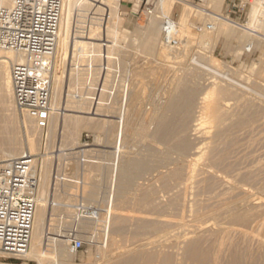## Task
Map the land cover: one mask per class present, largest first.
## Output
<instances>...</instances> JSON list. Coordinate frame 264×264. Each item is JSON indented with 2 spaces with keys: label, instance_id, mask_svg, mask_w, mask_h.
Returning <instances> with one entry per match:
<instances>
[{
  "label": "rangeland",
  "instance_id": "obj_1",
  "mask_svg": "<svg viewBox=\"0 0 264 264\" xmlns=\"http://www.w3.org/2000/svg\"><path fill=\"white\" fill-rule=\"evenodd\" d=\"M227 1L206 0L195 8L165 0L161 12L179 23L175 46L170 47L163 42V20L159 13L149 16L142 12V8L139 14L133 13L139 10V0H71L69 37L60 45L62 50L67 47L69 53L65 58H55L52 76V105L61 102L60 121L52 113L48 128H38L26 113L16 107L14 98L9 112L5 110L1 102L5 97L0 90V148L15 143L20 148L17 156L23 152L33 155L38 178L37 198L43 191L50 203L43 219L45 222H42L45 232L41 227L42 236L47 235L44 250L40 253L41 260L0 250V264H169V261L180 264L181 259L189 260L187 252L195 244L211 256L215 248L225 247L223 252H226L234 243L239 247L243 245L241 248L246 249L243 252L247 257L251 255L252 258L246 257V260H264V245L257 240L258 236L264 240L261 234L264 232V97L252 91L260 92L261 89L264 93V38L241 27L222 25L204 10L211 7V10L225 16ZM104 4H108L111 10L108 31L112 59L105 81L99 87V44L87 39L74 42L72 33L84 25L86 20L83 16H87L88 11L95 8L97 13H103L100 5ZM155 20V30L149 31ZM233 21L247 22V28L264 34V2L247 10L243 18H234ZM198 23H212L216 28L197 32L195 25ZM249 44H253L251 51L246 50ZM214 86L215 93L211 99H206V92ZM187 87L196 91L191 97L193 100L186 96L180 98V112L176 116L169 114L173 121L171 128L164 137H158L154 133L156 126L151 123L152 114L165 102L188 90ZM220 91L223 92L221 97ZM223 97L222 101L228 99L232 103L223 108L225 118L220 123L215 118L213 103ZM214 98L216 101L211 102ZM201 106L203 110L199 109ZM259 107L262 113H256ZM201 112L207 118H203L205 123L198 129L193 125L199 122ZM195 114L198 118L194 117ZM226 124L231 128L222 133L223 136L225 134L222 137L217 131ZM192 129L198 130L193 132L195 130ZM199 146L205 154L195 162L191 157H195L193 155ZM175 150L179 156L174 155ZM158 152L172 154L173 158L169 157L168 162L160 165L152 163L133 181L125 197L118 199L114 192L120 164L138 155L149 154L151 157L148 158L152 159V154ZM209 157L211 169L205 171L204 164L208 163ZM191 174L196 177L190 183L188 178ZM246 186L252 189L248 190ZM81 199L86 205L96 208L99 214L94 217L81 215L75 207ZM186 203L192 213L188 212ZM230 210L232 213L249 214L251 222L248 227L240 224L242 230H230L228 234L219 230L218 225L216 228L215 223L229 224ZM204 220L215 225L208 229L211 232L198 229L200 233L191 227L188 231V226L197 227ZM256 223L262 228L256 229ZM221 232L222 238L228 237L225 242L220 238ZM198 234L204 237L200 240ZM253 234L257 235L256 239ZM77 237L85 242L79 250L72 246ZM252 246H257V249Z\"/></svg>",
  "mask_w": 264,
  "mask_h": 264
},
{
  "label": "built area",
  "instance_id": "obj_2",
  "mask_svg": "<svg viewBox=\"0 0 264 264\" xmlns=\"http://www.w3.org/2000/svg\"><path fill=\"white\" fill-rule=\"evenodd\" d=\"M192 1L197 6L206 2ZM139 2V10L133 13L139 14L140 8L149 16L159 13L163 20V42L174 47L179 32L177 20L161 12V0ZM260 2L264 0H228L227 14L223 17L232 21L234 18L241 19L247 10ZM100 6L104 12L97 13L95 8L88 11L87 16H83L86 22L74 29L72 38L74 42L87 39L99 44L101 64L98 85L102 87L111 68V36L108 31L111 10L108 4ZM63 7L64 0H0V48L22 52L25 57L24 61L13 63L10 69L14 102L43 130L48 128L52 115V76ZM233 22L241 26L247 23ZM214 28L212 23L195 25L197 32ZM252 48L253 44L246 46L247 51ZM76 96L80 98L78 94ZM37 189L38 178L31 153L0 158V250L4 253L14 256L28 253L37 210ZM80 201L75 207L81 215L94 217L99 214L83 199ZM84 244L79 237L72 242L75 250L81 249Z\"/></svg>",
  "mask_w": 264,
  "mask_h": 264
},
{
  "label": "bare ground",
  "instance_id": "obj_3",
  "mask_svg": "<svg viewBox=\"0 0 264 264\" xmlns=\"http://www.w3.org/2000/svg\"><path fill=\"white\" fill-rule=\"evenodd\" d=\"M175 2H179V3H182V4H185L184 6H186V5H188V6H194L195 8L196 7H200V6H197V5H195V4H193V2H190L189 0H174ZM164 2H165V0H161V5H160V7H162V5L164 4ZM70 9H71V0H64V7H63V12H62V17H61V24H60V31H59V41H58V46H57V55H56V58L57 59H61V57L63 56L64 58H65V56L67 57V52L68 51H66V48L65 49H60V45H62L63 43H64V40H66L68 37H69V33H68V31H69V25H70ZM163 9H164V7H163ZM169 9V8H168ZM205 11H207V13L211 16V17H213L214 19H215V21L216 22H222V25H223V23H227V24H231V25H233V26H237V27H241V28H243V29H245L246 31H248V32H250V33H253V34H255L256 36H260L261 38H264V34L263 33H258V32H255V30L254 29H251V28H247L246 26H241V25H239V24H237V23H235V22H233L232 20H229V19H227L226 17H223V15L221 14V12H219V11H215V10H211V7H209V8H206V9H204ZM135 13V12H134ZM65 24H67V26L65 25ZM156 25H157V22H156V20L155 21H153L151 24H150V26H149V31H154L155 30V28H156ZM66 26V27H65ZM215 26V25H214ZM215 28H216V26H215ZM224 28V27H223ZM229 28H232V27H230V25H229ZM227 30H228V28H227ZM186 31V30H185ZM225 33H227V31H225ZM199 37H200V35H199ZM66 38V39H65ZM195 38V37H194ZM69 41V40H68ZM68 41H65L67 44H68ZM74 41V40H73ZM66 44V45H67ZM65 45V46H66ZM64 46V45H63ZM62 47V46H61ZM72 47V46H71ZM62 50V51H61ZM166 52V51H165ZM69 53V52H68ZM166 53H168V52H166ZM168 55V54H167ZM171 56V55H170ZM24 59H25V57H24V54L22 53V52H15V51H12V50H4V49H1L0 48V75H1V83H0V90H2L3 91V93H4V96L3 97H5V98H1V102H2V104H3V107L5 108V110H10L11 109V107H12V105L13 104H11V102H12V99H13V89H12V82H11V75H10V69H11V65L13 64V63H15V62H22V61H24ZM200 62V61H199ZM205 66H207V65H205ZM214 68V67H213ZM216 68V67H215ZM225 74V73H224ZM223 74V75H224ZM228 75V74H227ZM229 76V75H228ZM187 83V82H186ZM196 82H194V84H195ZM216 83V82H215ZM194 84H192L193 86H194ZM218 84V83H217ZM218 86V85H217ZM188 87H190V85L188 86ZM187 87V88H188ZM216 86H214V87H210L211 89L208 91V92H206V94H205V98L206 99H211L210 97H212V94H213V92H214V90H216V89H214ZM237 87V86H236ZM264 87V85L262 86V88ZM219 88V87H218ZM223 88V87H222ZM233 88V87H232ZM185 89V88H184ZM183 89V90H184ZM249 90H252V89H250V88H248ZM260 90V92H258V91H256V90H252V91H254V92H256L257 94H259V96L261 95L262 97H264V93H261V89H259ZM59 91V90H58ZM225 91V90H224ZM195 90L193 89V88H188V90H186V91H183V92H181L182 94L180 95V96H173L172 98V100L171 101H169V102H165L164 103V105H162L161 107H159V108H157V111H155V113L154 114H152L153 116L151 117V123L152 124H154L155 126H156V130H155V132L154 133H156V135L158 136V137H164L166 134H167V132L169 131V129L171 128V126H172V116L170 117V115L169 114H173L174 116H176V114H178L179 112H180V110H181V104H180V98H184L185 96L186 97H188L187 99L188 100H193V98H191L192 96H194L195 95ZM59 93V98H60V96H61V93H60V91L58 92ZM215 93V92H214ZM219 94H220V97L221 96H223V92L222 91H220V92H218ZM197 94V93H196ZM198 97V96H197ZM200 97V96H199ZM225 97H223V98H218L217 99V102L216 103H213L212 105L214 106L213 107V109H214V113H215V118H216V120L218 121V122H222V120L224 121V119L223 118H225L224 117V114H223V112H225V111H223V108L226 106V107H229L230 106V103H232V102H230V100L228 101V99L227 100H225V101H222V99H224ZM186 99V101H188ZM204 99V98H203ZM205 99V100H206ZM264 99V98H263ZM14 100V99H13ZM185 100V99H184ZM212 100H213V98H212ZM211 100V102H215L216 101V99L214 98V101H212ZM236 100V99H235ZM238 100V99H237ZM160 101V100H159ZM158 101V102H159ZM167 101V100H166ZM183 101V100H182ZM244 101V100H243ZM157 102V101H156ZM164 102V101H163ZM162 101H161V103H163ZM190 102V101H189ZM230 102V103H229ZM15 103V102H14ZM240 103V102H239ZM205 105V104H204ZM232 104H231V108L230 109H232ZM239 106V105H238ZM52 113L53 114H55V116L57 117V121L59 122L60 121V119H61V113H62V107H61V102H59V103H56V104H53L52 105ZM183 107H184V105H183ZM200 107V106H199ZM204 107V106H203ZM249 107V106H248ZM111 108V107H110ZM212 108V107H211ZM251 108V107H250ZM253 108H254V106H253ZM199 109H202V106H201V108H199ZM206 109V108H205ZM204 109V110H205ZM227 109H229V108H227ZM248 109V108H247ZM259 109V110H258ZM257 110V112L256 113H260L261 111H260V107L258 108ZM154 110H156V109H154ZM198 110V109H197ZM196 110V114H198L199 113V111H197ZM203 110V109H202ZM249 110V109H248ZM263 110V109H262ZM9 112V111H8ZM205 113H206V110L204 111ZM229 112L231 113L232 111H230L229 110ZM263 112V111H262ZM261 112V113H262ZM202 113V114H201ZM200 113V115L202 116L203 115V112H201ZM204 113V117H199V122L197 123V122H195V123H197V124H195V125H193L194 127H198V129H199V126L201 125L202 126V124H204L205 123V119L207 118V117H205V114ZM236 113V112H235ZM10 114V113H9ZM12 114V113H11ZM196 114L194 115V117L196 116ZM212 114V113H211ZM233 114V113H232ZM168 115H169V117H168ZM251 115V114H250ZM262 115V114H261ZM112 116V115H111ZM198 116H199V114H198ZM263 116V115H262ZM181 117V116H180ZM197 117V116H196ZM256 117H260V115L258 116H256ZM109 118V117H108ZM198 118V117H197ZM203 118H205V119H203ZM236 118V117H235ZM241 118V117H240ZM195 119V118H194ZM213 119V118H212ZM257 119H259V118H257ZM114 120V119H113ZM226 120V119H225ZM244 120V119H243ZM111 121V120H110ZM194 121V120H193ZM195 121H197V119L195 120ZM241 121V120H240ZM112 122V121H111ZM228 121L226 120V123H227ZM207 123V122H206ZM231 124V122H228V124ZM111 124V123H110ZM193 124H194V122H193ZM224 124H225V122H224ZM189 125H190V123H189ZM216 125V124H215ZM223 125V124H222ZM232 125V124H231ZM231 125H230V128H231ZM234 125V124H233ZM232 125V126H233ZM251 125V124H250ZM150 126V125H149ZM256 126H258V125H256ZM217 127V126H216ZM234 127V126H233ZM247 127H250V126H247ZM252 127V126H251ZM139 128V127H138ZM142 128V127H141ZM144 128V127H143ZM147 128H148V126H147ZM187 128V127H186ZM203 128V127H202ZM228 126H227V124H226V126L224 127V128H222L221 127V129L222 130H218L217 132H219L221 135H222V133H225V132H227L229 129H230ZM235 128V127H234ZM257 128V127H256ZM255 128V129H256ZM261 128V127H260ZM113 129V128H112ZM198 129H196V130H198ZM233 129V128H232ZM254 129V128H253ZM121 130V129H120ZM123 130V129H122ZM146 130V129H145ZM192 130H195V129H192ZM196 130L195 131H193V132H196ZM237 130V129H236ZM239 130V129H238ZM119 131V130H118ZM146 131H148V129L146 130ZM199 131H201V130H199ZM259 131V130H258ZM122 132V131H121ZM124 132V131H123ZM122 132V133H123ZM142 132V131H141ZM187 132V131H186ZM198 132V131H197ZM143 133H145V132H143ZM219 133L218 134H216V135H219ZM140 134V133H139ZM195 134V133H194ZM199 134V133H198ZM201 134V133H200ZM214 134V133H213ZM228 134H229V132H228ZM122 135V134H121ZM144 136L146 135V133L145 134H143ZM237 135V134H236ZM117 136V135H116ZM115 136V137H116ZM120 136V135H119ZM169 136V135H168ZM191 136V135H190ZM202 136V135H201ZM224 136H225V134H224ZM223 135H222V137H224ZM228 136V135H227ZM243 136V135H242ZM262 136V135H261ZM140 137V136H139ZM142 137V136H141ZM152 137V136H151ZM203 137V136H202ZM218 138H220V137H218ZM235 138V137H234ZM243 138V137H242ZM149 139V138H148ZM155 139V138H154ZM153 139V140H154ZM232 139V138H231ZM236 139V138H235ZM217 140V139H216ZM230 140V139H229ZM250 140V139H249ZM147 141V140H146ZM239 141V140H238ZM245 141V140H244ZM244 141H243V143H244ZM140 142H142V141H140ZM144 142V141H143ZM170 142V141H169ZM196 142H197V139H196ZM199 143L201 142V141H198ZM211 142V141H210ZM31 143V142H30ZM152 143V142H151ZM187 143V142H186ZM202 143H203V145H204V143L205 142H203L202 141ZM209 142H207V144H208ZM219 143V142H218ZM237 143V142H236ZM256 143V142H255ZM35 144V143H34ZM179 144H181V143H179ZM215 144V143H214ZM252 144V143H251ZM132 145V144H131ZM187 145V144H186ZM185 145V146H186ZM245 145V144H244ZM247 145V144H246ZM31 146V145H30ZM144 146H146V145H144ZM149 146V145H148ZM157 146V145H156ZM172 146V145H171ZM184 146V145H183ZM253 146V145H252ZM133 147V146H132ZM140 147H141V145H140ZM147 147V146H146ZM173 147V146H172ZM253 147H255V145L253 146ZM252 147V148H253ZM135 148V147H134ZM152 148V147H151ZM159 148V147H158ZM170 148V147H169ZM186 148V147H185ZM188 148V147H187ZM213 148H214V146H213ZM226 148V147H225ZM246 148V147H245ZM18 149L20 150V148H18L17 147V145L15 144V143H10L9 144V146L7 147V148H3V149H1L0 148V157H2V158H13V157H17V154H19L18 152ZM34 149V148H33ZM133 149V148H132ZM137 149V148H136ZM156 149V148H155ZM171 149H173V148H171ZM239 149V148H238ZM164 150V149H163ZM218 150V149H217ZM231 150V149H230ZM244 150V149H243ZM27 151V150H26ZM29 151H30V149H29ZM165 151V150H164ZM170 151H172L173 152V150H170ZM179 151V150H178ZM187 151V150H186ZM185 151V152H186ZM192 151H194V150H192ZM204 151V150H203ZM202 147L201 146H199V147H197L196 148V150H195V153H194V155L193 156H195V157H191V158H195L194 159V161L195 162H198V161H200V159H202V157H203V155L205 154H203L202 152ZM208 151V150H207ZM21 152H22V150H21ZM31 152V151H30ZM175 152H176V150H175ZM174 152V153H175ZM184 152V153H185ZM213 152V151H212ZM24 153V152H23ZM214 153V152H213ZM216 153V152H215ZM146 154H148V153H146ZM187 154V153H186ZM137 155V154H136ZM151 155V154H150ZM154 155V156H153ZM175 156L176 155H178V152H176V154H174ZM188 155V154H187ZM234 155V154H233ZM133 156V155H132ZM148 156H149V154H148ZM148 156H146V155H138L137 157L136 156H134V158H130V159H127V160H124L123 161V163H121L120 164V166H119V170L117 171L118 173H117V180L115 181L116 182V184H117V188L115 189V192H114V194H115V196L118 198V199H123L124 197H125V195H126V193L128 192V190L132 187V184H133V181L137 178V177H139V175L141 174V172L142 171H144V170H148L150 167H151V165H152V163H155V165H157V164H163V163H166V162H168L169 161V157H171L172 156V154L171 155H169L168 153H166L165 155H162L160 152H158L157 154L155 153V154H152V156H153V158L151 159V158H148ZM174 156V157H175ZM179 156V155H178ZM189 156V155H188ZM211 156V155H210ZM217 156V155H216ZM226 156V155H225ZM239 156V155H238ZM149 157H151V156H149ZM181 157V156H180ZM172 158H173V156H172ZM178 158V157H177ZM190 158V159H191ZM212 158V157H211ZM214 158V157H213ZM216 158V157H215ZM171 159V158H170ZM184 159V158H183ZM189 160V159H188ZM208 160H210V157L207 159V162H208ZM221 160V159H220ZM182 161V160H181ZM189 162H190V160H189ZM191 162H193V161H191ZM206 162V161H205ZM210 163H212V162H210ZM193 165H194V163H192ZM176 165H177V163H176ZM180 165H182V164H180ZM183 166V165H182ZM154 167H156V166H154ZM211 166L209 165V162L208 163H206V164H204V168L203 169H205V171H208L209 169H211L210 168ZM246 167V166H245ZM171 168V167H170ZM192 168H194L195 169V167H192ZM118 169V168H117ZM154 169V168H153ZM198 169V168H197ZM214 169V168H213ZM244 169V168H243ZM46 170V169H45ZM49 170H51L50 168H49ZM197 171V170H196ZM240 171V170H239ZM167 172V171H166ZM187 172V171H186ZM186 172H185V174H186ZM190 173H191V171H190ZM194 173H196V172H194ZM202 173V172H201ZM154 174V173H153ZM165 175V174H164ZM203 175H205V174H203ZM247 175H249V174H247ZM227 176H228V174H227ZM196 176L194 175V174H191V176L188 178V180L190 181V183L192 182V180L195 178ZM205 177V176H204ZM180 178V177H179ZM228 178V177H227ZM181 179V178H180ZM202 179H204V178H202ZM261 180V179H260ZM232 181V180H231ZM235 181H237V180H235ZM234 181V182H235ZM139 182V181H138ZM183 182V181H182ZM185 182V181H184ZM187 183H188V181H186ZM193 182H194V180H193ZM229 183V182H228ZM232 183V182H231ZM239 183V182H238ZM178 183L176 182V185H177ZM195 184V183H194ZM235 184H236V182H235ZM134 185H136V184H134ZM185 185V184H184ZM191 186H193L192 184H190ZM197 185V184H196ZM246 185V184H245ZM137 186V185H136ZM248 186V185H247ZM246 186V188H248V190H250V189H252V188H250V186L249 187H247ZM116 187V186H115ZM179 187V186H178ZM183 187V186H182ZM181 187V188H182ZM185 187H186V185H185ZM188 187H189V183H188ZM245 187V186H244ZM250 188V189H249ZM175 189V188H174ZM192 189V188H191ZM201 189V188H200ZM165 190V189H164ZM190 190V189H189ZM262 190V189H261ZM184 191V190H183ZM191 191V190H190ZM196 191V190H195ZM199 191V190H198ZM205 191V190H204ZM176 192H177V189H176ZM251 192V191H250ZM254 192V191H253ZM47 193V192H46ZM182 193V192H181ZM184 193V192H183ZM192 193H193V190H192ZM204 193V192H203ZM207 193V192H206ZM255 193V192H254ZM171 194V193H170ZM178 194V193H177ZM195 194H196V192H195ZM179 195V194H178ZM181 195V194H180ZM186 195V194H185ZM188 196V195H187ZM186 196V197H187ZM183 197V196H182ZM190 197V196H189ZM198 197V196H197ZM252 197H254V196H252ZM166 198V197H165ZM176 198H177V195H176ZM196 198V197H195ZM202 198V197H201ZM263 198V197H262ZM190 199H193V198H190ZM196 199H198V198H196ZM196 199H194V200H196ZM200 199V198H199ZM203 199V198H202ZM245 199V198H244ZM248 199V198H247ZM252 199H254V198H252ZM177 200V199H176ZM181 200H184V198H182ZM262 200V199H261ZM167 201V200H166ZM175 201V200H174ZM185 201V200H184ZM187 201V200H186ZM193 201V200H192ZM209 201V200H208ZM243 201V200H242ZM247 201V200H246ZM245 201V202H246ZM249 202H251L250 201V199L248 200ZM260 201V200H259ZM264 201V200H263ZM180 202V201H179ZM206 202V201H205ZM211 202V201H210ZM214 202V201H213ZM244 202V203H245ZM258 202V201H257ZM163 203V202H162ZM188 203V202H187ZM187 203H186V205H187ZM192 203V202H191ZM228 203V202H227ZM243 203V204H244ZM49 202H48V199H47V197L45 196V193L43 192V191H41L40 192V194H39V196H38V198H37V210H36V214H35V220H34V228H33V235H32V245H31V247H30V249H29V251H28V253L26 254V255H24V256H27V257H29L30 259H37V260H41V251H43L44 250V247H45V244H46V242H45V237L47 236H42V235H44L43 234V230H44V232H45V229L43 228V224H42V222L44 221L43 219H45L44 218V216L46 215V213L48 212V206H49ZM177 204V203H176ZM181 204L183 205V202H181ZM190 204V203H189ZM222 204V203H221ZM241 205L240 204V206H242V207H244V205ZM246 204V203H245ZM250 203H247L246 205H249ZM185 205V206H186ZM215 205V204H214ZM220 205V204H219ZM234 205V204H233ZM255 205H256V203H255ZM188 206V212H191L190 210H189V205H187ZM190 206H191V204H190ZM228 207V206H227ZM247 207V206H246ZM257 207V206H256ZM207 208H208V206H207ZM229 208V207H228ZM230 208H232V206L230 207ZM247 208H249V207H247ZM254 208V207H253ZM262 208V207H261ZM182 209V208H181ZM240 209V208H239ZM208 210V209H207ZM220 210V209H219ZM234 210V209H233ZM248 210H253V209H248ZM187 211V210H186ZM211 211V210H210ZM231 211V210H230ZM240 211V210H239ZM184 212H185V210H184ZM183 212V213H184ZM227 212V211H226ZM252 212H254V211H252ZM257 212V211H256ZM262 212V211H261ZM171 213V212H170ZM192 213V212H191ZM195 213V212H194ZM231 213H232V211H231ZM230 213V214H231ZM251 213V212H250ZM259 213V212H258ZM263 213H264V209H263ZM186 213H184V215H185ZM222 214V213H221ZM257 214V213H256ZM255 214V215H256ZM189 215V214H188ZM224 215V214H223ZM198 216V215H197ZM253 216V215H252ZM256 216H258V214L256 215ZM184 217V216H183ZM182 217V218H183ZM187 217V216H186ZM192 217V216H191ZM199 217V216H198ZM231 218H230V221L228 222L229 224L228 225H225V223L227 224V222H225L224 223V226L223 225H220V224H218V223H215L216 224V228H217V225L219 226V230H221L222 232L223 231H226V233L228 234V231H229V233H231L230 232V230H233V231H240V230H242L243 229V227L242 226H240V224H244L243 226L245 227V226H247L248 227V223L249 222H251L250 220H251V217L249 216V214H247V213H241V212H234V213H232V215L230 216ZM181 218V217H180ZM263 218H264V215H263ZM254 219H255V216H254ZM186 220V219H185ZM226 220H227V216H226ZM210 220H204V221H200V223H199V225L196 227H192V226H188L189 228H187L188 229V231L190 230V227L192 228V230H194L195 228H197L196 229V231H200V233H201V230L202 229H204V231H209V232H211L210 230H208V229H212L211 228V226L213 225V223H212V220H211V223H212V225L211 224H209L210 222H209ZM224 221V220H223ZM45 222V221H44ZM186 222V221H185ZM196 222V221H195ZM259 222V220H257V223ZM183 223H184V221H183ZM182 223V224H183ZM253 223V222H252ZM257 223H256V226H257ZM260 223V222H259ZM193 224V223H192ZM194 224H198V223H194ZM245 224H247V225H245ZM260 224H262V222L260 223ZM260 224H258V226L260 225ZM172 225V224H171ZM190 225V224H189ZM237 225H239L240 227H237ZM253 225H254V223H253ZM183 226H184V224H183ZM213 226H215V225H213ZM256 227V229L257 228H262V227ZM43 228V230H42V228ZM173 227V226H172ZM242 227V228H241ZM174 228V227H173ZM194 228V229H193ZM241 228V229H240ZM198 229H201V230H198ZM183 230V229H182ZM249 230V229H248ZM185 231V230H184ZM250 231H252L251 229H250ZM173 232H175L174 230H173ZM183 232V231H182ZM214 232V231H213ZM216 232H217V230H216ZM221 232V233H222ZM244 232V231H243ZM242 232V233H243ZM176 233V232H175ZM187 233V232H186ZM190 233V232H189ZM241 233V232H240ZM264 232H261V234L262 235H264L263 234ZM183 234V233H182ZM213 234V233H212ZM218 234V233H217ZM220 234V233H219ZM246 234V235H245ZM244 234V236H247V233H245ZM252 234V233H251ZM257 234V233H256ZM181 235V234H180ZM192 235H194V234H192ZM199 235V234H198ZM222 235H223V233L220 235V238H222ZM233 235V234H232ZM236 235H238V233L236 234ZM243 235V234H242ZM254 235V234H253ZM189 236V235H188ZM199 236H201V235H199ZM199 236H197L198 238H200V240H201V238H202V236L204 237V235H202L201 237H199ZM234 236V235H233ZM184 237V236H183ZM206 237V236H205ZM213 237H215V236H213ZM224 237V236H223ZM232 237V236H231ZM241 237V236H240ZM249 237V236H248ZM254 237H255V235H254ZM256 237H257V235H256ZM256 237H255V239H256ZM259 237V236H258ZM258 237H257V240H260L261 242V245H264V240L262 239L263 237L262 236H260L259 238H261V239H258ZM186 238V237H185ZM190 238H192L191 236H190ZM189 238V239H190ZM208 238V237H207ZM228 238V237H227ZM227 238L225 237V238H222V239H224V241H222V242H225L226 240H227ZM56 239V238H55ZM68 239V238H67ZM213 239V238H212ZM216 239V238H215ZM226 239V240H225ZM251 239V241H252V238H250ZM254 239V240H255ZM177 240V239H176ZM199 240V239H198ZM198 240H196V242H198ZM245 240H246V238H245ZM245 240H243V242L245 241ZM247 240H249L248 238H247ZM257 240H256V242H257ZM230 241V239H228V242ZM250 241V240H249ZM60 242V241H59ZM200 242V241H199ZM221 243V242H220ZM253 244H254V241L252 242ZM202 244V243H201ZM204 244V243H203ZM213 244H215V243H213ZM242 244H244V243H242ZM259 244V243H258ZM192 246H193V244H191ZM239 245V244H238ZM237 245V246H238ZM246 245V244H245ZM249 244H247V246H248ZM251 245V244H250ZM209 246V245H208ZM211 246V245H210ZM213 247H214V245H212ZM215 246H217V245H215ZM222 246V245H221ZM236 246V244L234 243V245H232V246H230V248L228 247V246H226V248L228 247L229 249L226 251V252H223V248H225V247H220V248H222V249H218V248H215V250L213 251V253H212V251H211V253H212V255L210 256V254L208 253V252H206V251H203V250H200V249H198L197 248V245L195 244L193 247H191V248H189V250H188V252H187V255H188V259L189 260H182L181 259V262H180V264H264V260H246V257H247V255H246V253L245 252H243V251H245L244 249H242L241 247L243 246H241V247H237ZM253 248H254V246H252ZM257 247V246H256ZM255 247V248H256ZM240 248V249H239ZM248 248V247H247ZM254 248V249H255ZM185 249V248H184ZM249 249H250V247H249ZM249 249H248V251H249ZM252 249V248H251ZM250 249V250H251ZM257 249V248H256ZM259 249L260 250H262L260 247H259ZM181 250V249H180ZM109 250H107L106 252H108ZM252 252L254 251L253 249L251 250ZM178 252V251H177ZM1 253V252H0ZM248 254V253H247ZM249 254H251L250 253V251H249ZM256 254V253H255ZM263 254V253H262ZM11 255V254H10ZM43 256V255H42ZM185 256H186V254H185ZM253 256V255H252ZM152 257V256H151ZM248 257H250V258H252L251 257V255L250 256H248ZM248 257H247V259H248ZM264 257V256H263ZM253 258H256L255 256L253 257ZM258 258H259V256H258ZM150 259V258H149ZM180 259V258H179ZM170 260V259H169ZM118 261V260H117ZM125 261V260H124ZM134 261V260H133ZM152 261V260H151ZM151 261H147V262H151ZM154 261V260H153ZM158 261V260H157ZM168 261V260H167ZM166 261V262H167ZM180 261V260H179ZM138 262V261H137ZM140 262V261H139ZM143 262V261H142ZM141 262V263H142ZM161 262V261H160ZM176 262H177V260H176ZM129 263H130V261H129ZM178 263V262H177ZM176 263V264H177ZM117 264V263H116ZM123 264V263H122ZM152 264V263H151ZM154 264V263H153ZM169 264H171L170 263V261H169ZM173 264H175V263H173ZM179 264V263H178Z\"/></svg>",
  "mask_w": 264,
  "mask_h": 264
}]
</instances>
